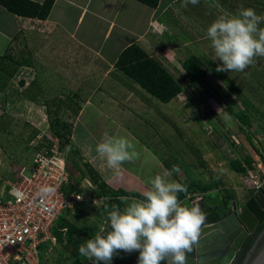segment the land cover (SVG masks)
I'll list each match as a JSON object with an SVG mask.
<instances>
[{
  "label": "rangeland",
  "instance_id": "374dc122",
  "mask_svg": "<svg viewBox=\"0 0 264 264\" xmlns=\"http://www.w3.org/2000/svg\"><path fill=\"white\" fill-rule=\"evenodd\" d=\"M182 1V7L170 9L161 19L160 26L151 32L163 61L159 63L169 69L181 92L168 106L158 101L163 106H160L157 119L148 115H142L141 119L153 129L155 141L150 149L160 156L172 177L176 175L179 183L193 188L186 191L187 195L197 193L198 200L205 199L197 186L200 183L210 185V190H219L218 196L223 195L224 199L232 197L234 189L246 183L251 188L253 177H261L258 168L264 169V57H254L253 63L242 72H217L219 61H213L214 52L206 29L217 17L234 14L242 7L264 15V0H198L195 5ZM78 56L83 60V54ZM189 56L202 59L206 70L199 84H189L182 69V62ZM7 70L8 67L4 73L0 72L1 197L8 195L21 175L29 173L35 153L45 146L44 143H50L48 138L57 140L60 147L64 139L53 133L58 128L55 119L68 125L69 130L74 122L67 106L69 100H62L61 107L57 102L59 99L55 98L61 83L54 77L48 78L39 72L38 76L27 68L22 70L26 74L20 82V85L25 82L26 86L20 87L15 79L7 81ZM124 77L129 83H135ZM10 83L14 88L9 90ZM243 117L245 123L240 122ZM133 125L135 127L129 130L142 135L138 132L142 130L141 126ZM143 130L147 133L148 128ZM74 149L71 142L60 147L66 169L73 173L72 182L66 188L73 189L70 195L81 193L84 197H94L92 190L95 187L88 176L82 177L77 172V169L84 170L85 162ZM248 157L252 159L251 169L244 174L236 173L233 163L246 166ZM195 198H188L185 205L191 206ZM106 202L104 196L98 197L97 201L84 199L81 204L64 211L61 217L87 231L90 227L94 230L104 214ZM92 232L89 230V234ZM63 246L55 239L44 242L39 250L40 264H71L73 260L64 252Z\"/></svg>",
  "mask_w": 264,
  "mask_h": 264
},
{
  "label": "crops",
  "instance_id": "0c3cea01",
  "mask_svg": "<svg viewBox=\"0 0 264 264\" xmlns=\"http://www.w3.org/2000/svg\"><path fill=\"white\" fill-rule=\"evenodd\" d=\"M28 1L42 4L44 0ZM181 2L158 0L157 5L151 7L138 0H54L45 18L19 16L0 5V72L4 73L8 67L7 81L15 79L20 87L26 86L25 82L24 85L20 82L26 74L22 70L27 68L37 75L38 72L45 73L48 78L54 77L61 83L57 91L62 92L54 91L55 98L59 99L57 102L61 107L64 104L62 100H69L67 106L74 120L69 127L72 146L99 175L108 192L135 193L136 196H117L125 204L132 198L143 199L150 187L146 183L148 177L166 170L160 156L150 149L155 141L153 129L141 119L142 115L157 119L163 104L160 105L157 98L138 84L129 83L115 67V62L120 53L133 44L158 63L163 62L151 32L160 26L161 19L168 15L170 9L182 7ZM79 53L84 55L83 60ZM167 71L170 74L169 69ZM10 87L11 83L9 90ZM58 110L56 105L57 114ZM133 124L140 125L142 130L147 127V133L139 130L142 134L139 135L130 131L135 127ZM105 132L128 136L139 153L123 164L118 175L94 150ZM176 177L171 175L169 178L177 181ZM250 189L248 183L235 188L227 202L231 206L234 201H243ZM217 192L220 191L213 188L200 192L205 196L202 199L204 212L224 203L225 198L218 196ZM183 194L180 201L186 204L189 200L186 192ZM226 208L223 206L216 210L219 218L225 215ZM103 213L96 232L106 222V213Z\"/></svg>",
  "mask_w": 264,
  "mask_h": 264
},
{
  "label": "clouds",
  "instance_id": "9594fccd",
  "mask_svg": "<svg viewBox=\"0 0 264 264\" xmlns=\"http://www.w3.org/2000/svg\"><path fill=\"white\" fill-rule=\"evenodd\" d=\"M187 3L195 5L198 0H185ZM262 23L264 15L242 7L234 14L217 17L207 27L213 61H219L217 72H242L253 63L254 57H264ZM94 150L117 175L125 162L139 155L128 136L108 132ZM171 174L165 170L148 177L146 183L150 187L143 199L132 198L123 209L116 205L105 209L106 226L103 223L93 237L79 246L81 257L89 264H111L118 250L136 251L137 264H185L186 254L197 241L206 214L199 204L186 206L180 201L178 194L187 188L171 180ZM42 191L51 189L46 187Z\"/></svg>",
  "mask_w": 264,
  "mask_h": 264
},
{
  "label": "built area",
  "instance_id": "2783aa9c",
  "mask_svg": "<svg viewBox=\"0 0 264 264\" xmlns=\"http://www.w3.org/2000/svg\"><path fill=\"white\" fill-rule=\"evenodd\" d=\"M48 140L35 153L29 173L20 176L8 195L0 196V264H40L39 247L54 239L52 228L62 213L84 199L98 200L81 193L64 196L69 173L57 140ZM258 169L261 177H253L252 190L264 184V169ZM46 187L51 191L43 192ZM192 197L199 199L195 193L187 195Z\"/></svg>",
  "mask_w": 264,
  "mask_h": 264
},
{
  "label": "trees",
  "instance_id": "16d2710c",
  "mask_svg": "<svg viewBox=\"0 0 264 264\" xmlns=\"http://www.w3.org/2000/svg\"><path fill=\"white\" fill-rule=\"evenodd\" d=\"M53 1L54 0H44L42 4H35L28 0H0V5L11 13L19 16L45 18ZM138 1L151 7H155L158 2V0ZM181 66L185 71L188 83L191 85L199 84L206 75V70L204 68L202 59L197 56H189L182 62ZM115 67L119 69L126 77L138 84L140 88L145 90L151 96L157 98L162 103H169L181 92V87L168 73V71L136 44L128 46L120 53L118 59L115 62ZM245 121L246 119L243 117L240 122L245 123ZM54 124H57L58 128L55 131L53 130V133L58 136L59 139H64L60 143V147L62 148L64 146H68L70 144V130L67 128L68 125H65L64 123L60 124V122L56 119ZM74 150L79 153L77 149ZM83 166L84 170L77 169V172H79L82 177L87 175L90 182L94 185L95 188L92 190L94 198H102L103 196L107 198L109 197L106 202L108 206L106 204L105 209L109 210L112 205L119 206L122 209V207L125 205V201L117 196H136L135 193H124L123 191L108 192L99 175L89 166V164L85 163ZM232 167L236 173L244 174L249 169H251L252 159L249 157L246 158V166L241 165L239 162H234ZM68 173L70 181L72 182L71 175L73 173H71L70 169L68 170ZM197 186L200 188V192H205L210 189V185L207 184L198 183ZM66 189V187L63 189L64 196L71 198L72 195H70V192H73V189H70V187L69 189ZM192 189L193 188H187L189 192L192 191ZM178 196L179 199L182 200L184 197L183 192L179 193ZM226 197L227 198H225L224 203L205 211L209 222H214L219 219V215L216 214V210L223 206L225 207L228 196ZM95 229L96 228H94V230L89 228L90 232L94 231L89 234V230L87 231L86 229L74 225L60 216L52 228V236L54 239L56 238L55 241L64 245V252H67L68 257L74 260L75 258L81 256L78 251L79 246L85 243L87 239L94 236L96 232ZM64 234L66 236L65 239L63 238ZM253 239L248 242L246 248L244 249V253L251 246Z\"/></svg>",
  "mask_w": 264,
  "mask_h": 264
},
{
  "label": "water",
  "instance_id": "95a60500",
  "mask_svg": "<svg viewBox=\"0 0 264 264\" xmlns=\"http://www.w3.org/2000/svg\"><path fill=\"white\" fill-rule=\"evenodd\" d=\"M194 204L204 208L202 200L193 201L191 206ZM260 227L262 229L254 237L241 264H264V184L257 190L250 189L243 201H234L226 208L225 215L216 221L209 222L206 216L197 241L186 254L185 264H236ZM138 255L136 251L125 253L118 250L111 264H137ZM71 264L89 262L80 256Z\"/></svg>",
  "mask_w": 264,
  "mask_h": 264
},
{
  "label": "flooded vegetation",
  "instance_id": "af4514ba",
  "mask_svg": "<svg viewBox=\"0 0 264 264\" xmlns=\"http://www.w3.org/2000/svg\"><path fill=\"white\" fill-rule=\"evenodd\" d=\"M262 229V227H260L259 229H257V231L255 232V234L253 235V238L255 237V235L257 236V234L259 233L258 231H260ZM258 232V233H257ZM252 238V239H253ZM248 244V243H247ZM247 246V245H246ZM246 248V247H245ZM244 250L241 252L240 256H239V259L237 260V263L236 264H241L242 262V259H243V256H244Z\"/></svg>",
  "mask_w": 264,
  "mask_h": 264
},
{
  "label": "bare ground",
  "instance_id": "6f19581e",
  "mask_svg": "<svg viewBox=\"0 0 264 264\" xmlns=\"http://www.w3.org/2000/svg\"><path fill=\"white\" fill-rule=\"evenodd\" d=\"M71 193V192H70ZM99 227V226H98ZM97 229V228H96ZM99 231V230H98ZM56 239V238H55Z\"/></svg>",
  "mask_w": 264,
  "mask_h": 264
}]
</instances>
